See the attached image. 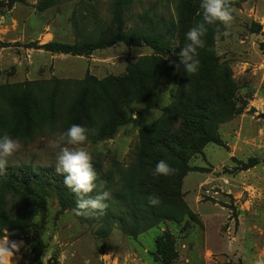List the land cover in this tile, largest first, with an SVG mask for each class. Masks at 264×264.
Segmentation results:
<instances>
[{"label":"rangeland","instance_id":"374dc122","mask_svg":"<svg viewBox=\"0 0 264 264\" xmlns=\"http://www.w3.org/2000/svg\"><path fill=\"white\" fill-rule=\"evenodd\" d=\"M3 2L0 113L6 121L0 127H7L2 134L21 144L9 158L8 167L30 165L55 170L59 148L53 149L51 144L72 147L61 142L60 136L75 84L87 74L96 80L120 77L129 63L150 60L155 53L145 43L139 47L118 43L75 56L44 48L49 42L73 44L82 40L72 27V16L82 34L109 36L115 30L108 13L109 0ZM176 4L178 0H134L124 15L126 30L152 34L150 40L154 35H169L172 46L164 58H156L166 71L160 75L157 89L148 101L132 105L127 124L113 139L78 146L91 155L92 162L101 163L98 179L106 175L114 183L118 181L120 172L133 161L139 131L151 127L163 109L175 101L182 80V72L175 67L179 45H184V40H179L188 30L186 21L176 13ZM232 9V27L225 35L222 26L213 43L231 88L232 114L217 126L220 143L206 145L202 154L188 163L202 168L188 173L182 181L181 195L192 217L185 215L182 222L166 221L136 237L115 227L105 234L99 224L84 223L73 211L61 209L51 195L32 228L17 239L6 231L0 238L22 242L11 264H36V251H41L40 264H161L155 245L165 231L171 236L172 254L176 255L171 264H264V0H244ZM51 102L56 104L54 109ZM35 104L47 120L34 115L41 124L33 135H15L10 123L12 113L27 109L34 114ZM52 110L57 118L54 123ZM106 187L103 192L111 193ZM17 206L15 199H9L11 213Z\"/></svg>","mask_w":264,"mask_h":264},{"label":"trees","instance_id":"16d2710c","mask_svg":"<svg viewBox=\"0 0 264 264\" xmlns=\"http://www.w3.org/2000/svg\"><path fill=\"white\" fill-rule=\"evenodd\" d=\"M133 1L109 0L108 13L115 24V30L107 37L93 38L90 34H82L77 19L72 16V27L76 34L81 35L82 40L73 44L49 42L44 45L52 53L75 56L88 55L118 43L134 47L145 43L155 53L150 60L129 63L120 77L96 80L87 74L84 80L78 81L64 111L66 123L63 125V132L77 124L90 129L88 141L92 143L113 139L119 129L127 124L132 105L148 101L157 89L160 75L166 73L160 60L156 58H164L169 54L172 46L168 42L169 35H154L156 37L150 40L148 37L152 38V34L125 29L124 15ZM243 2L244 0H228L232 8ZM200 5L201 0H178L176 4V13L186 21L185 27L188 30L202 22ZM5 7L3 0H0V17ZM143 17L145 22L147 15ZM184 22L181 23L182 30ZM162 23L163 19H160V24ZM207 27L208 32L204 37L206 46L199 50L198 73L187 75L181 71L182 80L174 103L163 109L162 115L151 127L139 131L133 161L126 170L120 172L118 181L114 183L105 175L97 180L98 188L88 194L94 198L102 194V189L106 186L110 188L109 198L104 201L107 208L103 213L87 218L77 216L80 221L99 224L105 234L115 227L127 236L136 237L166 221L182 222L185 215L192 217L193 213L181 195L182 181L188 173L202 168L191 167L188 163L192 157L202 154L206 145L220 143L217 126L232 114L229 103L231 88L226 83L224 71L214 54V39L220 33L222 25ZM181 40H184V45L187 43L185 37L179 43ZM184 45H179V48ZM55 84L60 85V82ZM51 103L54 109L56 104ZM35 106L38 108L36 104ZM22 108H25V104ZM37 108L34 114L27 109L22 113L11 114L10 123L15 135L26 132L24 137H31L34 129L41 124L40 120H47ZM34 115L40 118L38 122ZM50 116L54 123L57 119L56 112L52 110ZM2 121L6 120L0 113V123ZM4 128L8 131L7 127L1 126L0 134ZM160 160L174 169L172 174H154ZM92 164L97 176L100 175L101 163ZM63 179V175L57 174L53 169H35L30 165L7 167L5 173L0 175V238L6 231L17 239L32 228L34 220L45 212L47 198L51 195L55 196L61 209L73 211L77 196L65 187ZM149 196L158 197L160 204L151 206ZM9 199H15L19 204L13 209L14 213L8 209ZM155 246L161 264H171L174 261L176 255L172 254L173 241L168 232L162 233ZM40 257L41 251H36V264H40Z\"/></svg>","mask_w":264,"mask_h":264},{"label":"clouds","instance_id":"9594fccd","mask_svg":"<svg viewBox=\"0 0 264 264\" xmlns=\"http://www.w3.org/2000/svg\"><path fill=\"white\" fill-rule=\"evenodd\" d=\"M202 22L197 23L185 33L187 43L180 48L178 63L175 65L177 71H183L187 75H195L200 69L199 50L204 49L206 41L204 37L211 25H222L226 30L230 29L234 22L233 9L228 0H201ZM90 129L81 125L73 124L60 136V141L72 147L61 146L53 142V149L59 148L57 165L55 171L63 175L64 185L77 196L76 208L73 210L76 216L85 218L103 213L107 208L104 203L109 198L108 192L96 195L94 198L88 196L98 188V176L92 164L91 155L81 145L88 142ZM21 148L17 139H13L7 133L0 134V175L5 173L11 158ZM172 169L164 160L156 165L154 174L168 176ZM148 202L151 206L160 204L156 196H149ZM21 243L10 242L6 237L0 240V264H11L12 258L19 252Z\"/></svg>","mask_w":264,"mask_h":264},{"label":"crops","instance_id":"0c3cea01","mask_svg":"<svg viewBox=\"0 0 264 264\" xmlns=\"http://www.w3.org/2000/svg\"><path fill=\"white\" fill-rule=\"evenodd\" d=\"M201 184H203V182H202ZM200 204H203V203H200ZM214 205H216V206H217L218 204H216V203H215ZM214 205H213V206H214Z\"/></svg>","mask_w":264,"mask_h":264}]
</instances>
